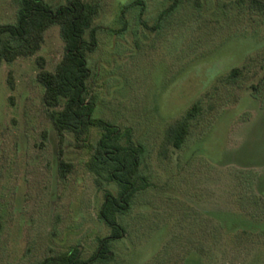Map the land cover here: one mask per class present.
Returning a JSON list of instances; mask_svg holds the SVG:
<instances>
[{"label":"rangeland","instance_id":"374dc122","mask_svg":"<svg viewBox=\"0 0 264 264\" xmlns=\"http://www.w3.org/2000/svg\"><path fill=\"white\" fill-rule=\"evenodd\" d=\"M87 1L98 4L87 54L93 117L132 130L153 184L118 215L124 233L110 241V260L93 264H264V15L254 0H186L159 22L170 0H140L125 24L120 10L133 0ZM18 8L0 0V25L15 23ZM63 49L53 24L35 55L0 64V264H39L73 245L85 259L110 233L91 151L69 133L59 145L36 79V57L51 70ZM197 102L185 144H164ZM99 135L93 127L92 144ZM60 161L71 164L64 177Z\"/></svg>","mask_w":264,"mask_h":264},{"label":"trees","instance_id":"16d2710c","mask_svg":"<svg viewBox=\"0 0 264 264\" xmlns=\"http://www.w3.org/2000/svg\"><path fill=\"white\" fill-rule=\"evenodd\" d=\"M185 1L170 0L167 7L158 14V22ZM254 2L257 10L264 15V0ZM18 3L15 23L0 25V64L35 55L44 41L45 31L53 24L59 26L64 44L62 57L49 70L44 59L37 56L39 69L36 79L44 87L42 101L49 109L59 145L69 133L77 145L91 151L86 166L94 175L95 185L104 192L98 217L110 227L109 235L99 239L95 251L88 258H82L81 249L73 245L45 257L39 264L107 262L111 258L110 241L119 239L124 233L118 215L128 212L135 195L153 184L141 172L146 147L133 138L132 130L93 117L95 95L86 83L91 76L87 54L97 46V27L93 22L98 13V4L95 1L67 0L64 5L52 8L44 0H18ZM141 3L140 0H133L122 6L119 18L124 24L125 11ZM142 24L146 26L143 21ZM156 26L155 24L153 28ZM239 72V68H233L227 81L234 82ZM262 81L264 82V65ZM7 82L13 89L11 72H8ZM201 109V104L197 102L180 119L170 124L165 129L164 144L175 149L181 148L191 133L192 121L198 117ZM93 127L100 130L95 144L90 141ZM58 169L61 177H64L71 169V164L60 161ZM110 183L116 184V193L105 188ZM262 232L264 233L263 230Z\"/></svg>","mask_w":264,"mask_h":264}]
</instances>
